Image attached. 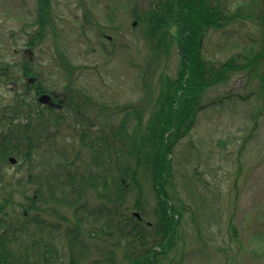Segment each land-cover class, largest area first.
I'll list each match as a JSON object with an SVG mask.
<instances>
[{
	"label": "trees",
	"instance_id": "16d2710c",
	"mask_svg": "<svg viewBox=\"0 0 264 264\" xmlns=\"http://www.w3.org/2000/svg\"><path fill=\"white\" fill-rule=\"evenodd\" d=\"M228 3L152 0L146 14L139 18L145 40L164 53L174 44L179 69L176 79L165 84L156 98L148 123H138L136 128L130 126V118L137 119L140 113L131 109L125 114L127 107L120 110L124 114L120 123L111 126L105 111L113 108L96 101L97 92L87 90L81 77H74L73 84L71 80L59 90L62 109L49 113L42 109L37 97L51 89L43 87L40 77L35 76L34 69L39 70L32 53L27 52L31 48L36 53L34 42L42 36V30L28 38L26 50L17 51L23 52L22 61L17 62L14 56L6 67L8 71L0 67V79L15 81L21 75L18 80L23 81L21 89L15 88L19 94L13 101L18 110L11 111L17 119L0 120V129L8 127L7 136L5 132L0 134V264L172 263L169 258L178 247L184 220V204L175 183L176 150L195 129L201 111L213 105L204 102L206 94L264 60V30L261 53L244 65L240 57L223 64L205 59L201 36L212 29L224 30L240 15L228 13ZM254 3L256 0H251L249 6ZM172 28L175 32L171 37ZM167 35L168 45L164 43ZM67 69L70 75L72 69L74 75L79 74L74 65ZM33 77L37 81L30 83ZM216 100V104L225 106L243 103L246 97L228 92ZM87 105L98 109L95 119L102 123L90 121L83 111ZM42 143L47 145L40 153L46 161L27 166L30 187L41 186L26 197L22 191L19 199V179H7L4 164L11 154L30 158ZM52 159L60 164L52 166ZM44 187H48L46 192ZM47 195L63 204L68 213L65 210L66 215L61 216L55 209L43 211L38 207V201ZM93 199L101 202L97 210L90 208ZM89 208H95L96 215H87ZM31 211L51 212L60 222H45L31 216ZM133 212L140 213L141 219ZM64 225H69V230L63 234Z\"/></svg>",
	"mask_w": 264,
	"mask_h": 264
},
{
	"label": "rangeland",
	"instance_id": "374dc122",
	"mask_svg": "<svg viewBox=\"0 0 264 264\" xmlns=\"http://www.w3.org/2000/svg\"><path fill=\"white\" fill-rule=\"evenodd\" d=\"M227 1L228 13L240 15L224 30L212 29L201 36L203 54L209 63L223 64L240 57L244 65L260 54L263 47L264 23L262 20L260 23L261 14L257 9L264 0H256L251 6V0ZM36 2L0 0V67L14 61V53L20 54L17 51H24L27 45L22 40L39 31L33 17ZM151 3L152 0H51L55 13L46 18L50 23L41 28L42 37L34 42L38 50L32 52V60L39 70L34 69L35 76L40 77L43 87L52 89V85H57L53 91L71 80L73 84L74 77H81L87 90L97 92L96 101L113 108L105 111L111 126L120 123L124 116L120 110L126 107L125 114L131 109L140 113L139 118H130L132 128L138 123H148L156 98L165 84L176 79L179 69V54L174 44L164 53L159 46L156 48L145 40V28L139 18L146 14ZM262 13L264 18L263 10ZM174 32V28L170 29L171 37ZM59 33L63 37L60 40L65 39L66 57L58 51L63 47L58 48L55 42ZM164 40L168 45V35ZM20 55L15 60L22 61L23 52ZM69 64L87 74L80 71L74 75L72 69L70 75L66 67ZM242 72L206 94L204 102L213 105L201 111L195 129L176 150L175 183L184 204V220L170 264H264V60L258 61L256 68ZM14 89L0 79V120L17 119L11 112L18 110L13 101L17 97ZM228 92L243 95L246 100L225 106L216 104V99ZM12 102L14 106L9 107ZM83 111L93 124L102 123L95 119L96 107L87 105ZM7 131L6 126L0 129V134L5 132L7 136ZM45 148L47 145L42 143L26 160L8 155L18 161L16 166H10L7 157L4 171L7 179H19L16 190L19 199L22 191L26 197L41 186L30 187L27 166L46 161L40 154ZM50 164L60 163L52 159ZM43 190L46 192L48 187ZM93 195L91 192L90 196ZM92 203L90 208L101 205L94 199ZM37 206L43 211L55 209L61 216L67 211L48 195ZM90 208L87 215H96L95 208ZM30 214L45 222H60L51 212L31 211ZM68 230L69 225H64L61 233Z\"/></svg>",
	"mask_w": 264,
	"mask_h": 264
},
{
	"label": "flooded vegetation",
	"instance_id": "af4514ba",
	"mask_svg": "<svg viewBox=\"0 0 264 264\" xmlns=\"http://www.w3.org/2000/svg\"><path fill=\"white\" fill-rule=\"evenodd\" d=\"M51 7H52L51 0H38V2H36V6L34 9L35 13H34L33 17H36V26H37L36 28H39V32L41 31V28L44 29V25H46L45 28L49 25L50 22L47 19H48L50 13H52V14H53V12L55 13V10H52ZM262 10L264 12V3L263 2H262V8L260 10V13L262 12ZM4 11H5V9H3L2 12H4ZM40 13H44V15H41ZM46 22H47V24H46ZM60 38H63L61 33L58 34V38L56 39L55 42L58 44V47L62 46L63 48H66L65 42H64L65 39L60 40ZM20 67H22V66H20ZM20 76L17 77V79H20L21 78ZM20 82H22V81H20ZM59 108L62 109L61 106H59Z\"/></svg>",
	"mask_w": 264,
	"mask_h": 264
},
{
	"label": "water",
	"instance_id": "95a60500",
	"mask_svg": "<svg viewBox=\"0 0 264 264\" xmlns=\"http://www.w3.org/2000/svg\"><path fill=\"white\" fill-rule=\"evenodd\" d=\"M39 101L41 102V103H46L47 101H48V96H42L40 99H39ZM12 163H15V160H13V159H11L10 160Z\"/></svg>",
	"mask_w": 264,
	"mask_h": 264
},
{
	"label": "bare ground",
	"instance_id": "6f19581e",
	"mask_svg": "<svg viewBox=\"0 0 264 264\" xmlns=\"http://www.w3.org/2000/svg\"><path fill=\"white\" fill-rule=\"evenodd\" d=\"M134 216L136 217V218H138V219H140L141 218V216H140V213H134Z\"/></svg>",
	"mask_w": 264,
	"mask_h": 264
}]
</instances>
